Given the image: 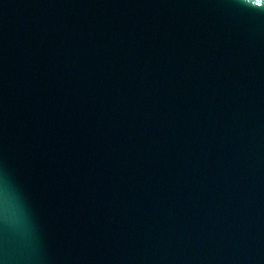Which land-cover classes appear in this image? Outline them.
<instances>
[{"label":"water","instance_id":"95a60500","mask_svg":"<svg viewBox=\"0 0 264 264\" xmlns=\"http://www.w3.org/2000/svg\"><path fill=\"white\" fill-rule=\"evenodd\" d=\"M0 264H264V0H0Z\"/></svg>","mask_w":264,"mask_h":264},{"label":"snow or ice","instance_id":"6c2138e0","mask_svg":"<svg viewBox=\"0 0 264 264\" xmlns=\"http://www.w3.org/2000/svg\"><path fill=\"white\" fill-rule=\"evenodd\" d=\"M257 2H259V0H257Z\"/></svg>","mask_w":264,"mask_h":264}]
</instances>
